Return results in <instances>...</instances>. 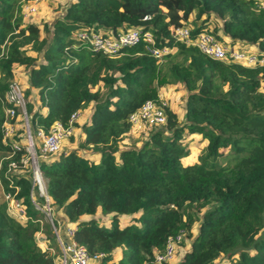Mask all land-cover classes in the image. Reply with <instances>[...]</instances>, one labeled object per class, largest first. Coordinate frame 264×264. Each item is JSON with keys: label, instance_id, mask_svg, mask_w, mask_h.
I'll use <instances>...</instances> for the list:
<instances>
[{"label": "trees", "instance_id": "1", "mask_svg": "<svg viewBox=\"0 0 264 264\" xmlns=\"http://www.w3.org/2000/svg\"><path fill=\"white\" fill-rule=\"evenodd\" d=\"M25 1L0 0L2 172L10 153L4 96L24 71L32 135L67 125L74 112L84 116L75 123L79 136L70 137L74 146L39 164L51 205L74 225L73 239L91 257L101 254L90 264H148L180 230L172 264H264V65L214 59L171 37L184 22L192 35L210 31L264 55L261 0H70L43 28L23 19ZM87 28L150 31L158 47L175 52L159 61L140 41L104 54L76 38ZM171 84L187 92L183 119L167 106L164 126L125 142L130 114L147 100L158 103L159 88ZM16 122L18 160L27 153L24 121ZM192 134L206 146L198 162L184 165ZM13 179L29 219L11 216L0 193V264H58L52 227L36 221L43 216L30 202V170Z\"/></svg>", "mask_w": 264, "mask_h": 264}, {"label": "built area", "instance_id": "2", "mask_svg": "<svg viewBox=\"0 0 264 264\" xmlns=\"http://www.w3.org/2000/svg\"><path fill=\"white\" fill-rule=\"evenodd\" d=\"M38 2L39 0L25 1L22 9L25 21L27 17L36 13ZM257 7L264 10V0L258 2ZM147 18L148 16L144 17V19ZM171 37L177 42L196 47L202 53L214 59L237 62L248 67L264 65V55H261L255 47L251 48L240 42L231 44L227 40L221 41L212 32L206 30L192 35V27L185 25L184 22L171 31ZM76 38L86 43L91 50L108 55H114L122 48L133 46L140 41L145 42L148 52L159 61H162L164 55L175 51L174 47H158L155 44V37L150 31L140 33L137 28L117 34L87 28L79 31ZM4 101L7 106L4 110L3 140L8 143L10 153L4 158L8 159L4 172H2L0 163V179L2 176L7 180L9 190H6L0 181V193L6 203L7 212L20 221L29 219L26 205L17 196L20 187L14 184L13 179V176H23L28 168L31 172L30 202L33 208L43 216L36 221L41 224L43 221L49 222L52 227L60 247L58 264H90L92 261L98 260L101 254L91 257L86 248L73 239L74 227L68 225L67 220H61L56 209L51 205L46 191V182L39 164L41 159H47L60 152L62 146L75 134V123L79 121L82 114L74 112L71 114L67 125L55 122L48 132L39 129L32 135L26 113V100L19 82L13 81L10 83ZM167 106L161 96L158 103L152 100L145 101L139 110L129 116L131 124L129 135L137 138L142 133L146 134L151 127L164 126L166 122L164 110ZM19 116L23 119L25 125L26 145L24 150L27 154L15 160L13 155L23 149L15 139L18 129L16 121ZM38 233L40 234L41 230ZM183 236L184 231L180 230L175 235L168 237L163 251L156 253L148 264H167L173 261ZM51 251L53 252L52 249ZM216 264H221V262L218 261Z\"/></svg>", "mask_w": 264, "mask_h": 264}, {"label": "rangeland", "instance_id": "3", "mask_svg": "<svg viewBox=\"0 0 264 264\" xmlns=\"http://www.w3.org/2000/svg\"><path fill=\"white\" fill-rule=\"evenodd\" d=\"M69 1L70 0H39V2L37 3L36 13L27 17L26 22H33L35 24L40 25L41 28H43V25L45 23H50L57 14H60L62 12L63 8ZM164 62L165 60H163V63ZM18 82L20 83L22 89L23 88L27 89V84H23L20 81ZM159 92H160V96L162 100L167 103L169 108H171L173 111L176 112L180 120L183 119L184 104H185L186 95H187V92L184 89V87L182 85L171 84V85H167L164 87H160ZM25 100H27L26 96H25ZM75 133H76L75 134L76 137L79 136L78 131H76ZM144 135L145 133H142L140 137L139 136L137 137L142 138ZM131 138H133V136L130 135L128 137L126 136V138L124 139H126V142H130ZM184 140L188 142L190 146L189 155L183 159L184 164L188 165V164H193V163L198 162L199 157L204 153L203 151L206 146V141L201 140L200 136H193V135H187V138H185ZM68 143L69 144H64L63 146L69 148L72 145L74 146L73 143L75 142L70 143V140H69ZM224 152H227V150H225ZM225 160H226V157H221L219 159V162L223 164L225 163ZM196 227H197V222L195 224L194 230H196ZM53 252L57 253V251L55 250H53ZM173 262L174 260L170 262V264H172Z\"/></svg>", "mask_w": 264, "mask_h": 264}, {"label": "crops", "instance_id": "4", "mask_svg": "<svg viewBox=\"0 0 264 264\" xmlns=\"http://www.w3.org/2000/svg\"><path fill=\"white\" fill-rule=\"evenodd\" d=\"M192 17V16H191ZM245 45V44H244ZM249 47H251V48H254V46H252V45H248ZM19 76H20V78H19V81L21 82V83H23V84H27V81H28V77H27V74L24 72V71H22V72H20L19 73ZM28 86V85H27ZM193 136H200V135H198V134H192ZM127 137L128 136H130L129 134H127L126 135ZM126 136L124 137V138H126ZM130 140H133V138H131ZM124 141L126 142V139H124ZM127 143H131V141L130 142H127ZM65 144H69L68 142H66ZM71 145V144H70ZM185 158V157H184ZM184 158H182V163L184 164V162H183V159ZM185 165V164H184ZM58 216H59V218L61 219V220H63V221H65L66 220V218H64L63 216H60V214H58ZM97 216H99V214H97ZM105 219V218H104ZM67 224L68 225H70V226H73L74 227V225H72V224H70V223H68V221H67Z\"/></svg>", "mask_w": 264, "mask_h": 264}]
</instances>
